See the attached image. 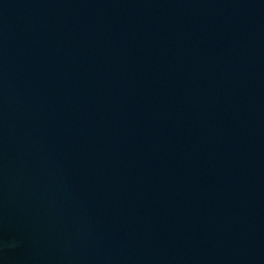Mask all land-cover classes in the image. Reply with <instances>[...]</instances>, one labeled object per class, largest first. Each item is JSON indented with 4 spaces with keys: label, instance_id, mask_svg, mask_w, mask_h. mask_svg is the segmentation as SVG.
Returning a JSON list of instances; mask_svg holds the SVG:
<instances>
[{
    "label": "water",
    "instance_id": "water-1",
    "mask_svg": "<svg viewBox=\"0 0 264 264\" xmlns=\"http://www.w3.org/2000/svg\"><path fill=\"white\" fill-rule=\"evenodd\" d=\"M0 264H264V0H0Z\"/></svg>",
    "mask_w": 264,
    "mask_h": 264
}]
</instances>
